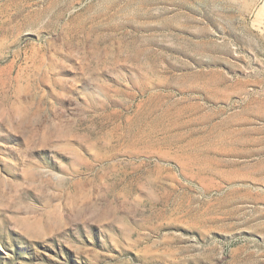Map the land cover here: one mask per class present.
Masks as SVG:
<instances>
[{"label": "rangeland", "instance_id": "1", "mask_svg": "<svg viewBox=\"0 0 264 264\" xmlns=\"http://www.w3.org/2000/svg\"><path fill=\"white\" fill-rule=\"evenodd\" d=\"M0 264H264V0H0Z\"/></svg>", "mask_w": 264, "mask_h": 264}]
</instances>
